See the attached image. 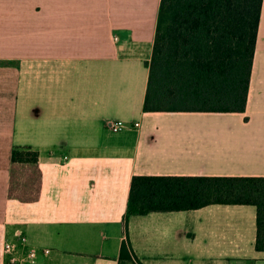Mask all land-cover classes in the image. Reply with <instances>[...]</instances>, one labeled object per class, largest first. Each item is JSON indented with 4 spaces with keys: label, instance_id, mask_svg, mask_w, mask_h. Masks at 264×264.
Instances as JSON below:
<instances>
[{
    "label": "crops",
    "instance_id": "obj_1",
    "mask_svg": "<svg viewBox=\"0 0 264 264\" xmlns=\"http://www.w3.org/2000/svg\"><path fill=\"white\" fill-rule=\"evenodd\" d=\"M159 3L0 0V60L18 63L0 66V264L18 231L51 250L36 264H264L240 204L132 215L120 259L133 176H264V0L242 113L143 112ZM14 148L38 153L36 202L7 197Z\"/></svg>",
    "mask_w": 264,
    "mask_h": 264
},
{
    "label": "trees",
    "instance_id": "obj_2",
    "mask_svg": "<svg viewBox=\"0 0 264 264\" xmlns=\"http://www.w3.org/2000/svg\"><path fill=\"white\" fill-rule=\"evenodd\" d=\"M263 0H160L143 112L245 111ZM15 61L0 60V66ZM38 153L14 148L7 197L40 198ZM210 204L256 207L255 248L264 252V176H133L120 259H131L129 217Z\"/></svg>",
    "mask_w": 264,
    "mask_h": 264
},
{
    "label": "built area",
    "instance_id": "obj_3",
    "mask_svg": "<svg viewBox=\"0 0 264 264\" xmlns=\"http://www.w3.org/2000/svg\"><path fill=\"white\" fill-rule=\"evenodd\" d=\"M114 40H117V36L114 37ZM139 126L140 124L138 122L133 124V128H138ZM106 127L110 131L117 133L129 126L122 120H113L109 121ZM15 236L16 241H7L3 245V252L7 256L8 261L12 264H36L40 254L48 256L51 252L49 249H42L39 251L34 247L23 250L26 244V237L20 231H18Z\"/></svg>",
    "mask_w": 264,
    "mask_h": 264
},
{
    "label": "rangeland",
    "instance_id": "obj_4",
    "mask_svg": "<svg viewBox=\"0 0 264 264\" xmlns=\"http://www.w3.org/2000/svg\"><path fill=\"white\" fill-rule=\"evenodd\" d=\"M223 120H226V119H224V118H218V119H215V121H223Z\"/></svg>",
    "mask_w": 264,
    "mask_h": 264
}]
</instances>
